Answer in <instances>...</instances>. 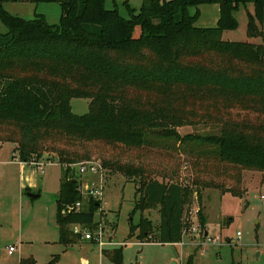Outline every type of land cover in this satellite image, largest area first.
<instances>
[{
    "label": "trees",
    "instance_id": "trees-1",
    "mask_svg": "<svg viewBox=\"0 0 264 264\" xmlns=\"http://www.w3.org/2000/svg\"><path fill=\"white\" fill-rule=\"evenodd\" d=\"M5 2H57L58 22L38 12L30 19L11 14ZM105 3L0 0L6 27L0 33V144H13L11 157L20 162L52 155L46 160L61 166L55 200L60 244L81 237L72 225L96 226L101 200L83 197L68 167L91 160L104 178L115 172L135 183L134 212L158 209L157 225L140 216L129 237L136 232L141 242L176 244L192 193L200 205L205 188L241 197L243 172L264 173V0H142L138 11L125 0L127 18ZM249 3L246 35L261 42L223 40L224 31L238 26L234 11ZM201 4L218 5L214 26L195 25L199 10L189 8ZM72 98L88 99L87 112L75 114ZM199 123L218 125V132L177 131ZM156 140L195 148L194 188L147 173L140 153ZM76 201L80 209L67 211ZM197 219L205 228L200 208ZM101 254L124 264L121 246Z\"/></svg>",
    "mask_w": 264,
    "mask_h": 264
},
{
    "label": "rangeland",
    "instance_id": "rangeland-1",
    "mask_svg": "<svg viewBox=\"0 0 264 264\" xmlns=\"http://www.w3.org/2000/svg\"><path fill=\"white\" fill-rule=\"evenodd\" d=\"M124 1L106 0L105 5L107 8L116 5L119 13L127 18ZM141 3L142 0H128V4L136 11ZM4 8L25 19L33 18L34 12H41L49 23H57L60 14L57 2H5ZM196 8L200 15L195 25L206 27L216 24L219 15L217 4L192 6L189 8L190 13H194ZM247 11L253 12L251 3L247 8L240 5L234 11L238 26L235 30L224 31L223 40L261 42V37L249 38L246 35ZM261 29L264 35V10ZM5 31L6 27L0 22V33ZM88 103L89 100L85 98H72L70 101L75 114L87 112ZM218 127L199 123L177 127V131L180 135L217 133ZM156 143L140 153L147 173L159 180L181 182L194 188L190 160L196 155L195 152L191 153L195 148L177 142L174 144L169 140H156ZM165 143L170 147H163ZM12 149L11 143L0 144V264H113L101 254L97 244L82 237L68 246L57 241L55 200L62 177L61 166L46 160L47 156L52 155H45L39 160L44 166L43 172L36 164H30L32 166L23 172L18 163L10 162ZM108 155L106 150L105 156ZM92 157L100 158L96 154ZM72 168L73 173L69 176L77 181H99L98 174H80L77 167ZM28 176L31 183L35 184L32 190L39 194L36 198L28 197L25 191L21 192L20 185L27 184L24 178ZM104 184L100 208L94 214L96 226L93 230L103 227L104 238L122 247L124 264H188L189 256L191 264H264V198L261 197L264 196V173L243 172L241 189L244 192L241 197L205 188L201 190L200 205L192 193L184 206V216L190 221L184 225L179 244L141 242L136 232L129 237L130 224L136 225L140 216L157 225L158 209L134 212L135 183L122 175L108 172ZM198 208L205 220L207 229L204 230L208 233L209 242L202 233L190 230L197 224ZM10 245L15 247L12 255L7 252ZM24 260L27 263H23Z\"/></svg>",
    "mask_w": 264,
    "mask_h": 264
},
{
    "label": "built area",
    "instance_id": "built-area-1",
    "mask_svg": "<svg viewBox=\"0 0 264 264\" xmlns=\"http://www.w3.org/2000/svg\"><path fill=\"white\" fill-rule=\"evenodd\" d=\"M30 164H36V166H39L41 168V172H43V164L37 162H32ZM69 168L73 169L72 167H77L78 169V173H88L92 176H94L95 174H98V180L97 182H80L78 181V186H77V190L78 192L86 198H92L95 200L101 199L102 194H103V187H104V173L103 170L101 169V166L99 165L98 162L96 161H84V162H80V163H75V164H69L68 165ZM262 198H264V196H261ZM82 203L81 201H76L74 204L72 205H67L66 209L67 211L70 210H79L81 207ZM66 211V210H65ZM191 219V218H190ZM193 219V218H192ZM185 222H189L190 220L186 219L185 217ZM197 224L195 225V228H191L190 230H192V232H197V234L202 233L203 236L205 238H207L206 240L209 242L210 238L207 237V232L204 230V228L202 226H200V224L198 223V219H196ZM186 225V223H185ZM72 231L75 234H80L81 237L84 240H88L91 241L95 244L98 245L100 251L104 248H110V247H114L115 246V242H112L110 239H105L103 236V227L97 228L96 230L93 231H89L86 228L81 227L80 225L74 224L72 225ZM206 232V233H205ZM239 233H237L238 235ZM180 243V242H179ZM119 245V244H118ZM15 251V247L13 245L8 246V254H12Z\"/></svg>",
    "mask_w": 264,
    "mask_h": 264
},
{
    "label": "crops",
    "instance_id": "crops-1",
    "mask_svg": "<svg viewBox=\"0 0 264 264\" xmlns=\"http://www.w3.org/2000/svg\"><path fill=\"white\" fill-rule=\"evenodd\" d=\"M38 13H41V12H38ZM43 15L45 16V14L43 13ZM46 18V17H45ZM13 148H14V145H13ZM10 162L12 163V162H14V163H18L19 165H20V169H22L23 170V172L25 171V169L27 168V167H29V166H32V165H30V164H28V163H23V162H20V161H18L16 158H12L11 157V160H10ZM24 180H25V182L27 181V184L26 185H20V189H21V192H23V191H25L26 192V194L28 193L27 192V188H29V190H30V192H32V193H38V192H34L33 190H32V188H34L35 187V184L32 182L31 183V179H30V176H28V177H25L24 178ZM28 196V195H27ZM39 196V195H38ZM29 197V196H28ZM206 211V210H205ZM205 217H206V223H207V214H206V212H205ZM205 228L207 229V227H206V224H205ZM177 244H179V243H177ZM15 252V251H14ZM13 252V253H14ZM101 252V251H100ZM12 253V254H13ZM12 254H9V255H12ZM32 260V259H31Z\"/></svg>",
    "mask_w": 264,
    "mask_h": 264
},
{
    "label": "water",
    "instance_id": "water-1",
    "mask_svg": "<svg viewBox=\"0 0 264 264\" xmlns=\"http://www.w3.org/2000/svg\"><path fill=\"white\" fill-rule=\"evenodd\" d=\"M73 182L75 181V179L72 180ZM27 195L30 197V198H36L38 197V193H32V192H28ZM206 233V232H205ZM175 264V263H173Z\"/></svg>",
    "mask_w": 264,
    "mask_h": 264
}]
</instances>
